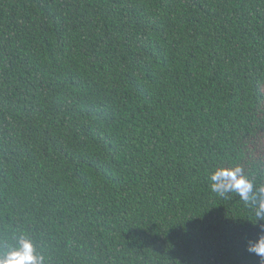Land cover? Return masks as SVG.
<instances>
[{"label":"trees","instance_id":"trees-1","mask_svg":"<svg viewBox=\"0 0 264 264\" xmlns=\"http://www.w3.org/2000/svg\"><path fill=\"white\" fill-rule=\"evenodd\" d=\"M262 137L264 0H0V258L264 264Z\"/></svg>","mask_w":264,"mask_h":264},{"label":"clouds","instance_id":"clouds-1","mask_svg":"<svg viewBox=\"0 0 264 264\" xmlns=\"http://www.w3.org/2000/svg\"><path fill=\"white\" fill-rule=\"evenodd\" d=\"M210 180L213 192L221 196L231 192L239 195L245 202L250 201L249 194L253 191V184L239 166L218 168L211 173ZM256 214L254 223L264 222V201L257 202ZM248 251L264 259V233L259 235L255 242L248 244ZM0 264H43V257L35 254L30 241L22 240L17 251L10 253L6 259L0 258Z\"/></svg>","mask_w":264,"mask_h":264},{"label":"rangeland","instance_id":"rangeland-1","mask_svg":"<svg viewBox=\"0 0 264 264\" xmlns=\"http://www.w3.org/2000/svg\"><path fill=\"white\" fill-rule=\"evenodd\" d=\"M258 141H259V144H261V145H262V144L264 143V137H262V138H259V139H258Z\"/></svg>","mask_w":264,"mask_h":264}]
</instances>
